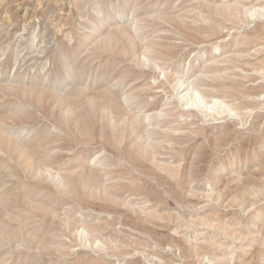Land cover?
<instances>
[{
	"label": "rangeland",
	"instance_id": "rangeland-1",
	"mask_svg": "<svg viewBox=\"0 0 264 264\" xmlns=\"http://www.w3.org/2000/svg\"><path fill=\"white\" fill-rule=\"evenodd\" d=\"M0 264H264V0H0Z\"/></svg>",
	"mask_w": 264,
	"mask_h": 264
},
{
	"label": "bare ground",
	"instance_id": "bare-ground-1",
	"mask_svg": "<svg viewBox=\"0 0 264 264\" xmlns=\"http://www.w3.org/2000/svg\"><path fill=\"white\" fill-rule=\"evenodd\" d=\"M212 100V102H215V103H221L222 101L221 100H218V99H216V98H214V99H211Z\"/></svg>",
	"mask_w": 264,
	"mask_h": 264
}]
</instances>
